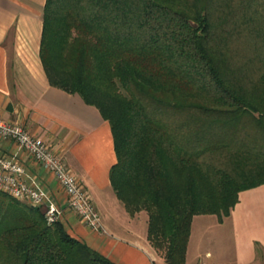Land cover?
Listing matches in <instances>:
<instances>
[{
	"label": "trees",
	"instance_id": "obj_1",
	"mask_svg": "<svg viewBox=\"0 0 264 264\" xmlns=\"http://www.w3.org/2000/svg\"><path fill=\"white\" fill-rule=\"evenodd\" d=\"M235 2L46 0L49 82L110 123L112 188L165 264H187L196 215L223 222L264 184V0ZM246 30L254 54L236 58ZM0 264L117 263L0 190Z\"/></svg>",
	"mask_w": 264,
	"mask_h": 264
},
{
	"label": "crops",
	"instance_id": "obj_2",
	"mask_svg": "<svg viewBox=\"0 0 264 264\" xmlns=\"http://www.w3.org/2000/svg\"><path fill=\"white\" fill-rule=\"evenodd\" d=\"M46 0H0V118L45 140L84 182L103 229L87 226L70 209L55 176L15 142L0 138V156L14 157L62 209L75 238L117 264H156L140 214L117 198L110 170L117 162L110 123L77 93L51 85L40 57ZM147 223V216L145 225ZM147 229V230H146ZM187 264H264V184L242 191L231 215L193 218Z\"/></svg>",
	"mask_w": 264,
	"mask_h": 264
},
{
	"label": "built area",
	"instance_id": "obj_3",
	"mask_svg": "<svg viewBox=\"0 0 264 264\" xmlns=\"http://www.w3.org/2000/svg\"><path fill=\"white\" fill-rule=\"evenodd\" d=\"M0 138L12 140L50 171L69 197V207L93 229H103L102 218L87 188L55 154L44 139L32 135L24 126L0 118ZM0 190L13 198L45 210L48 224L61 220L62 209L39 181L30 178L25 167L14 157L0 156Z\"/></svg>",
	"mask_w": 264,
	"mask_h": 264
},
{
	"label": "rangeland",
	"instance_id": "obj_4",
	"mask_svg": "<svg viewBox=\"0 0 264 264\" xmlns=\"http://www.w3.org/2000/svg\"><path fill=\"white\" fill-rule=\"evenodd\" d=\"M236 3H238V0H236L235 5H236ZM260 10H261V12H262V14L264 16V6H261ZM261 20L264 23V17ZM249 33L250 32L248 30H246L245 35H243L242 38H239L238 41L234 44V48L236 50V58H243V57L247 58V56H250V57L253 56L254 53H251V48L252 47L248 43L251 40V38H249ZM249 48H250V50H249ZM25 203H27V202H25ZM138 214H140V216L142 217V221L144 223L143 224V228H147L148 229V214H147V212L146 211H141ZM146 216H147V223L145 225ZM228 217H224L223 220L225 218H228ZM146 232H147V240H148V230ZM148 242L151 245V247H152L153 251L155 252V254L157 255V257L158 256L161 257V252L158 251L154 246H152V244L150 243L149 240H148ZM156 264H163L162 263V259L161 258H157Z\"/></svg>",
	"mask_w": 264,
	"mask_h": 264
}]
</instances>
